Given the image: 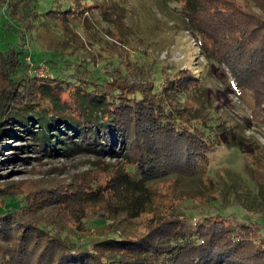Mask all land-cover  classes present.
<instances>
[{
	"label": "trees",
	"instance_id": "16d2710c",
	"mask_svg": "<svg viewBox=\"0 0 264 264\" xmlns=\"http://www.w3.org/2000/svg\"><path fill=\"white\" fill-rule=\"evenodd\" d=\"M36 1L0 0V128L8 121L20 125L46 151L53 142L48 136L55 135L48 131L63 121V127L77 136L75 141L69 138V142L54 136L55 143L63 144L64 155L84 151L96 157L126 160L128 167L109 179L104 191L93 195L97 190L83 189L84 200L79 196L87 203L99 202L101 196L110 194L118 202L119 210L114 208L118 216L135 219L147 212L152 205L150 183L155 175L187 169L190 177L203 170L208 174L207 156L222 149L218 135L223 129L220 124L207 123L195 132L180 121L188 115L191 121L198 117L173 105L176 96L195 89V82L202 78L187 74L162 80L161 88H151L149 96L144 89L116 84L100 69L93 73L91 60L58 52L43 57L31 54L24 40L35 28L46 25L57 30L59 22L64 30L76 27L81 18L86 19L97 12L98 6L107 4L106 0H67L63 7L57 3L52 9L39 10ZM182 1L183 22L197 39L202 56L223 67L234 86L248 91L255 106L264 111V22L258 28L229 27L224 15L215 13L220 12L217 9H208L205 18L207 10L199 0ZM111 2L115 10L123 13L120 0ZM89 3L92 4L86 5ZM102 10H98L99 17L107 22L110 7ZM45 17L52 18V22L47 25ZM40 62L47 66L46 78L27 72L30 64L37 66ZM116 77L128 78L126 72ZM69 92L73 101L61 100L60 95ZM43 98L48 104L41 108ZM32 115L39 132L31 130ZM117 148L120 152H115ZM194 191L186 192L184 199L193 200ZM6 195L0 190V198ZM47 197L29 207L26 198L11 195L0 205V264H264V234L254 229L256 222L252 224V232L257 233L252 242L243 239L246 229H251L247 224L228 228L217 217H206L185 233L186 218L175 215L152 222V227L141 234L114 233L79 241L63 226L56 207H65L61 194ZM53 208L57 212L49 215L47 211ZM68 211L72 210L62 213ZM152 217L157 218V214Z\"/></svg>",
	"mask_w": 264,
	"mask_h": 264
},
{
	"label": "rangeland",
	"instance_id": "374dc122",
	"mask_svg": "<svg viewBox=\"0 0 264 264\" xmlns=\"http://www.w3.org/2000/svg\"><path fill=\"white\" fill-rule=\"evenodd\" d=\"M66 1L38 0L35 5L39 10H49L57 3L63 7ZM111 1L119 0H106L105 6L97 8L107 11L110 7L107 22L101 20L96 9L93 15L81 18L82 22L76 27L64 30L60 22L57 30L46 25L37 27L24 43L28 42L31 54L35 52L42 57L58 52L91 60L95 66L93 73L100 69L101 74H107L116 84L144 89L149 96L151 88H161L162 80L187 74L194 79L202 78L201 82H195V89L184 96H176L173 105L184 107L198 117L191 121L188 115L180 121L195 132L201 131L207 123L220 124L223 129L218 135L222 149L207 156L208 174L203 170L190 177L187 169L155 175L150 183L152 205L147 212L135 219L118 216V202L113 201L110 194L101 196L99 202L86 203L82 190H97L93 195L98 190L104 191L107 181L128 167L126 160L96 157L84 151L64 155L63 144L55 143L54 136L59 135L64 142H69V138L75 141L77 136L70 128L63 127V121H58L54 130L48 131L55 135L48 136L53 142L43 151L32 135L8 121L0 128V190L8 194L6 197L26 198L29 207L39 204V200H47V194H61L60 200H65V207H56L63 217V226L79 241L106 238L114 233L141 234L152 227V222L175 215L186 218L185 233L196 221L206 217H217L228 228L247 224L251 229H246L243 239L252 242L257 234L256 230L252 232V224L256 222L254 229L264 234V111L255 106L248 91L234 86L223 67L209 63L202 56L197 39L183 22L182 0H120L123 13L115 10ZM199 2L207 10L204 17L209 15L208 9L215 8L220 11H215L216 14L227 19L229 27L258 28L264 22V0ZM52 20L45 17L47 25ZM45 71L41 74L33 67L27 70L40 78L47 77L48 71ZM120 72H126L129 81L117 78ZM60 98L71 103L73 94L65 93ZM41 100L43 108L48 100ZM31 118L34 120L29 122L31 130L39 132L35 117ZM115 152L120 151L117 148ZM189 190H195L193 195L196 196L187 201L184 194ZM79 196L83 200L80 201ZM6 197L0 198V205ZM67 209L72 211L62 213ZM56 212V208L47 211L49 215ZM154 214L157 218L152 217ZM192 220L193 223L189 222Z\"/></svg>",
	"mask_w": 264,
	"mask_h": 264
},
{
	"label": "built area",
	"instance_id": "2783aa9c",
	"mask_svg": "<svg viewBox=\"0 0 264 264\" xmlns=\"http://www.w3.org/2000/svg\"><path fill=\"white\" fill-rule=\"evenodd\" d=\"M27 61H28L27 63L30 62V61H29V58L27 59ZM32 67H33V70H34V71H35V70H39L41 74L46 73L45 70H47V66L45 65L44 62H40V63H38L37 66H34L33 64H30V65H29V69L32 68ZM34 67H37V68H34Z\"/></svg>",
	"mask_w": 264,
	"mask_h": 264
}]
</instances>
